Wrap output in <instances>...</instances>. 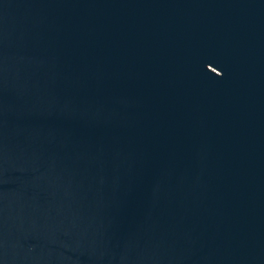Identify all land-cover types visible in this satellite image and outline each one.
I'll use <instances>...</instances> for the list:
<instances>
[{"label":"water","instance_id":"95a60500","mask_svg":"<svg viewBox=\"0 0 264 264\" xmlns=\"http://www.w3.org/2000/svg\"><path fill=\"white\" fill-rule=\"evenodd\" d=\"M0 264H264V0H0Z\"/></svg>","mask_w":264,"mask_h":264}]
</instances>
